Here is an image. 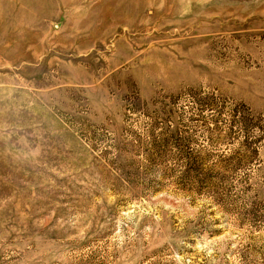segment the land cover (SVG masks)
<instances>
[{
  "label": "rangeland",
  "instance_id": "rangeland-1",
  "mask_svg": "<svg viewBox=\"0 0 264 264\" xmlns=\"http://www.w3.org/2000/svg\"><path fill=\"white\" fill-rule=\"evenodd\" d=\"M0 264H264V0H0Z\"/></svg>",
  "mask_w": 264,
  "mask_h": 264
},
{
  "label": "trees",
  "instance_id": "trees-1",
  "mask_svg": "<svg viewBox=\"0 0 264 264\" xmlns=\"http://www.w3.org/2000/svg\"><path fill=\"white\" fill-rule=\"evenodd\" d=\"M249 119L245 118L243 119V123H244V127H248L247 122ZM255 123V122H254ZM255 127H257L258 129L260 128V126L258 124H255ZM188 162L190 164L197 162L196 158H193L192 156H188ZM198 169L197 168H190L189 170H187L184 174V178L188 179V180H193L192 177L195 175V173H197Z\"/></svg>",
  "mask_w": 264,
  "mask_h": 264
}]
</instances>
